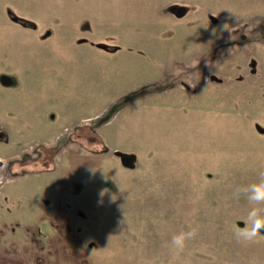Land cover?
I'll list each match as a JSON object with an SVG mask.
<instances>
[{
    "label": "rangeland",
    "instance_id": "obj_1",
    "mask_svg": "<svg viewBox=\"0 0 264 264\" xmlns=\"http://www.w3.org/2000/svg\"><path fill=\"white\" fill-rule=\"evenodd\" d=\"M0 135V264H264V0H0Z\"/></svg>",
    "mask_w": 264,
    "mask_h": 264
},
{
    "label": "clouds",
    "instance_id": "obj_2",
    "mask_svg": "<svg viewBox=\"0 0 264 264\" xmlns=\"http://www.w3.org/2000/svg\"><path fill=\"white\" fill-rule=\"evenodd\" d=\"M257 191L255 192L254 196L256 201L261 202L264 201V183L255 185ZM255 225L264 224V220L260 218H256L254 220ZM196 234L195 230H192L188 233L181 232L180 234L173 237L172 244L176 246L178 249L182 250L185 246V241L189 238L194 237Z\"/></svg>",
    "mask_w": 264,
    "mask_h": 264
},
{
    "label": "crops",
    "instance_id": "obj_3",
    "mask_svg": "<svg viewBox=\"0 0 264 264\" xmlns=\"http://www.w3.org/2000/svg\"><path fill=\"white\" fill-rule=\"evenodd\" d=\"M34 29V28H33ZM100 46H107V45H103V44H97V43H92V44H90L89 45V47H88V50H89V52H91V49L93 48V52H104L103 54H108L109 56H117L118 55V52H120L119 50H120V47H118V46H116V49H114V50H111V51H107V49H103V48H101ZM114 60H116L115 62H117V60L118 59H115V58H113ZM11 80V79H10ZM12 82V81H11ZM11 83L9 82V84L7 85V87H9V86H11L10 85ZM151 85V84H150ZM145 86H149V85H145ZM144 87V86H143ZM130 93H134V91H132V92H130ZM147 93H149V92H147ZM130 95V94H129ZM125 98V97H124ZM118 103H116L115 105H117ZM128 105H130V103H128ZM106 125V124H105Z\"/></svg>",
    "mask_w": 264,
    "mask_h": 264
},
{
    "label": "water",
    "instance_id": "obj_4",
    "mask_svg": "<svg viewBox=\"0 0 264 264\" xmlns=\"http://www.w3.org/2000/svg\"><path fill=\"white\" fill-rule=\"evenodd\" d=\"M184 13H185V10L182 9V8H179V9L176 11V16H177V17H181V16L184 15ZM4 84L6 85V82H5ZM1 137H2V136L0 135V138H1ZM123 165H124L125 167H128V161L125 160L124 163H123ZM259 232H260L262 235H264V227H260V228H259Z\"/></svg>",
    "mask_w": 264,
    "mask_h": 264
},
{
    "label": "trees",
    "instance_id": "obj_5",
    "mask_svg": "<svg viewBox=\"0 0 264 264\" xmlns=\"http://www.w3.org/2000/svg\"><path fill=\"white\" fill-rule=\"evenodd\" d=\"M17 22L21 23V25L25 24V23L22 22V21H17ZM25 26H26V25H25ZM27 27H28V26H27ZM100 47L103 48V49H107V51H110V49H108L107 46H100ZM114 107H115V111L118 110V104L115 105Z\"/></svg>",
    "mask_w": 264,
    "mask_h": 264
},
{
    "label": "flooded vegetation",
    "instance_id": "obj_6",
    "mask_svg": "<svg viewBox=\"0 0 264 264\" xmlns=\"http://www.w3.org/2000/svg\"><path fill=\"white\" fill-rule=\"evenodd\" d=\"M3 137V136H2ZM2 137L0 138V140L2 139Z\"/></svg>",
    "mask_w": 264,
    "mask_h": 264
}]
</instances>
